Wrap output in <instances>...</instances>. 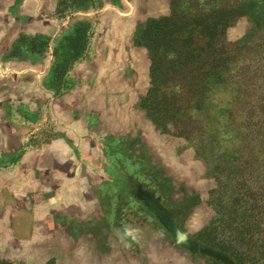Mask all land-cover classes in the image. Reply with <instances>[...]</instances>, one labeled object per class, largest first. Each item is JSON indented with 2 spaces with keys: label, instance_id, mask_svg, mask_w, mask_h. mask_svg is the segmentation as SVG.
<instances>
[{
  "label": "rangeland",
  "instance_id": "obj_1",
  "mask_svg": "<svg viewBox=\"0 0 264 264\" xmlns=\"http://www.w3.org/2000/svg\"><path fill=\"white\" fill-rule=\"evenodd\" d=\"M263 106L264 0H0V146L73 143L117 176L58 182L53 207L55 182L23 179L0 264H239L197 235L235 183L264 197ZM133 180L201 251L130 201Z\"/></svg>",
  "mask_w": 264,
  "mask_h": 264
},
{
  "label": "crops",
  "instance_id": "obj_2",
  "mask_svg": "<svg viewBox=\"0 0 264 264\" xmlns=\"http://www.w3.org/2000/svg\"><path fill=\"white\" fill-rule=\"evenodd\" d=\"M12 72L14 74H20L17 70ZM22 73H25V71H22ZM3 75L2 73V76ZM25 149L26 148H22V144L19 142L17 144H12L10 141L2 140L0 146V208L3 207L2 213H4V208L13 206V198L20 199L27 194L23 179L32 182L35 188H37L36 186H38L37 184L40 181L46 180L55 182L52 186H46V188H44L46 192L42 193L44 195L41 194L39 197L43 201L51 190L55 187V189L59 188V186H57L58 182L61 183L60 187L63 188L69 177H84L87 179H89V177H117L113 174L108 176L104 175L102 171L100 172L99 167L98 171H93L91 173L86 165L85 167L82 165L85 158H83V160L82 158L75 160V154L73 155L72 151H74L76 147L73 143L51 141L40 144V146L26 153L23 152ZM80 162L82 165L81 169L78 165ZM75 164L77 166H75ZM126 186L127 196L130 201L135 203V205L138 206L144 214L148 215L151 220L158 221L154 209L156 207L160 209L163 205L157 194L150 191L147 186L134 180L127 183ZM47 190L50 191L48 192ZM140 191L153 195L152 200L154 201V209L138 196ZM56 197L59 196L56 195ZM50 198L49 202L45 200L44 203L53 207L55 202L54 197L50 196ZM62 204H64V201ZM34 228H36L35 225Z\"/></svg>",
  "mask_w": 264,
  "mask_h": 264
},
{
  "label": "trees",
  "instance_id": "obj_3",
  "mask_svg": "<svg viewBox=\"0 0 264 264\" xmlns=\"http://www.w3.org/2000/svg\"><path fill=\"white\" fill-rule=\"evenodd\" d=\"M207 38L211 39V36ZM195 55V51L189 49L187 52L181 51V59L189 63ZM202 70L196 67L199 73H203ZM216 71L217 68H211L206 73ZM232 188L240 193L231 195L229 208L216 211L210 224L198 233L197 240L227 253L239 264H264V204H261L264 197L257 199L258 195L251 192L242 193L240 182L232 185Z\"/></svg>",
  "mask_w": 264,
  "mask_h": 264
},
{
  "label": "water",
  "instance_id": "obj_4",
  "mask_svg": "<svg viewBox=\"0 0 264 264\" xmlns=\"http://www.w3.org/2000/svg\"><path fill=\"white\" fill-rule=\"evenodd\" d=\"M138 196L145 200L146 204L154 209V201L152 200L153 195L140 191ZM154 210L156 211L158 220L167 227V230L171 233L177 244L194 252L201 251V247L192 241V239H190L173 223V215H171V212L164 211L163 208L159 209L158 207Z\"/></svg>",
  "mask_w": 264,
  "mask_h": 264
}]
</instances>
